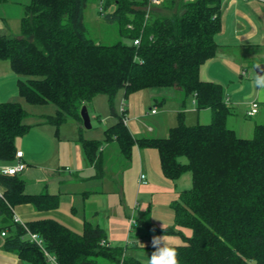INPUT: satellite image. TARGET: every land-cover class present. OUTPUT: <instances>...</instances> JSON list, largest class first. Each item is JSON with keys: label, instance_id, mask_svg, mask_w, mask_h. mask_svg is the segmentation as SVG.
<instances>
[{"label": "trees", "instance_id": "trees-1", "mask_svg": "<svg viewBox=\"0 0 264 264\" xmlns=\"http://www.w3.org/2000/svg\"><path fill=\"white\" fill-rule=\"evenodd\" d=\"M89 0H30L24 5L21 35H0V60H8L20 79V95L30 104L53 103L49 121L59 127L72 117L83 125L81 108L106 94L118 121L105 130V142L117 141L132 160L135 146L155 148L166 177L191 171L193 187L172 203L175 225L190 228L184 244L174 245L178 264H264V124L252 138L239 137L228 120L224 86L200 78L201 66L219 48L224 0H163L147 10L148 0H100V14L119 24L123 39L104 44L88 36ZM147 14L149 17H147ZM139 44H135V40ZM176 87L193 97L198 110L210 109V123L189 125L184 113L167 137L136 138L125 114H116L114 98L132 92ZM28 111L19 102H0V160L15 162L16 139L30 131ZM86 159L102 171L100 140L80 138ZM181 157L188 162L182 163ZM6 186L0 211L31 203L39 210L58 207L56 196L26 194L19 175L3 174ZM19 222L4 249L30 264H51L29 232L43 239L58 264H140L121 245H107L106 230L89 221L82 232L53 218ZM157 232H174V228Z\"/></svg>", "mask_w": 264, "mask_h": 264}, {"label": "rangeland", "instance_id": "rangeland-1", "mask_svg": "<svg viewBox=\"0 0 264 264\" xmlns=\"http://www.w3.org/2000/svg\"><path fill=\"white\" fill-rule=\"evenodd\" d=\"M146 6L147 10L157 8L156 5L147 4ZM100 9V0H89L85 14L88 36L104 44H113L123 39L119 33V24L117 22H108L107 19L100 14ZM15 15L18 14L13 12L9 16V19L5 21L0 20V26L7 28L8 32L4 33L19 36L21 35V21L18 16L15 17ZM147 17H149L148 14ZM217 39H219V37H217ZM123 40L127 43L131 42L128 39ZM249 49H247V51H250L252 55L251 58L255 59L246 60L244 67L247 69L246 71H242L244 76L242 78L238 77V82L240 83H233L232 86L228 85L227 88L230 87V91H232L231 93L229 92V94L224 88L226 98L231 95V100L228 98L227 101H231L230 103H238L235 104L237 106L236 110L229 117L228 126L235 129L239 137L244 138H252L254 136L255 123L264 121V111L262 114L254 117L247 116V111L250 109V105L253 101L262 102L261 98H258L259 100L252 98L254 94H252L253 85L251 83L255 81L258 75L256 71L257 65H264V48L262 46H250ZM223 78L227 79L225 75ZM21 79L24 80L25 78L23 77ZM255 86L256 88L258 87L256 84ZM122 90L125 92L124 89H121V91ZM96 98H103V105H98L96 110L92 108L88 109L92 127L85 128L83 126V135L86 138L91 136L92 139L103 142L102 148L100 149L104 148V152L100 153L105 172H103L102 175L97 168H93L91 171L87 170L79 173V171L73 170L74 164H70L69 162L63 164L66 174L71 175V172L74 171V175L77 174V176L81 177L78 182L65 184V187L73 189L72 191L77 187H86L81 191L83 192L89 189L90 192H87L86 195H83L84 193L79 195L71 192L69 194L63 192L61 209L68 211V213H72L73 217L76 219H83V198L80 200L79 196H85L88 204L86 212H88L89 218L92 219L94 223L105 228L109 241H111L113 245L124 246L128 256H134L141 260L146 259L145 253L150 256L154 250L145 249L140 247V245L143 243H150L153 236H163L165 233V236L169 237L167 239L172 242L178 239L182 240L184 236L192 235V230L190 228H181L175 225V214L172 208V203L179 198L181 191L193 187L192 173L191 171H186L177 180L169 179L161 169L158 150L149 147L141 148L144 150V154H146L148 164L154 165L153 163L155 162L156 168L152 173V179H150V176L148 177L147 184H139L141 167H138V164L134 162V158L132 160H127L121 156L120 145L117 141L105 142L104 140L106 127L112 125V122L109 121L110 118L107 116L109 115V117L114 118L115 115L111 108L109 98L106 94H99ZM115 100L116 97L114 98V105ZM171 100L172 99L165 104L162 102L161 104L158 103L153 107L157 110L162 109L167 111L166 114L169 122L175 121L174 125H177L179 123L178 112L175 110L177 109V104L171 102ZM188 100L190 104L193 105L194 99L191 96L188 97ZM20 102L28 110L26 121L34 124V131L32 133L29 131L26 135L18 137L16 139V144L18 145V142L21 141L25 144V149H27V151H34L33 154L37 157L45 156V154L40 153L44 148V144L40 140L39 129L46 128V125L40 123L43 121L45 124H52L51 126H54L53 123H49V116L55 115L56 105L53 103L30 104L23 98ZM119 110L121 112V106L118 108V114ZM98 114L101 115V120H99ZM209 114H212V111H210ZM186 115L189 116V120H186ZM190 116L193 118V123L190 122ZM184 120L187 124L193 125L197 123L198 118L195 113L186 111ZM211 120L212 118L206 120V118L202 117L200 121L206 124L210 123ZM78 124L79 122L74 118H68L67 121L60 125L61 133L66 137H74L77 131V140L79 141L80 124ZM262 124H264V122H262ZM152 125L156 126L157 124L153 123ZM170 126L171 124L168 125V127ZM149 135L154 136L153 134ZM47 148L49 149V145L47 146L46 144L45 150ZM135 148L137 147H134V152ZM65 157L66 156H64V159ZM72 159L74 160V157H72ZM180 161L182 163H187L188 159L187 157H181ZM147 169L148 168H146V171L148 173ZM73 197L79 200L75 202L76 204L73 202ZM153 226L160 229L174 228V232H157ZM138 234L142 235V241H140Z\"/></svg>", "mask_w": 264, "mask_h": 264}, {"label": "crops", "instance_id": "crops-1", "mask_svg": "<svg viewBox=\"0 0 264 264\" xmlns=\"http://www.w3.org/2000/svg\"><path fill=\"white\" fill-rule=\"evenodd\" d=\"M28 3H30V0H0V20L5 21L9 19V16L13 12H16L18 15H15V17L18 16L21 21V18L24 14V5ZM222 23V31L217 35V37H219L217 41L219 40V42H221H218V52L213 58L209 59L201 66L200 78L203 81H214L221 83L224 86L226 92L228 91L229 94V92L231 93L232 91H230V87L227 88V86H232L233 83H240L238 82V77L242 78L244 76L242 74V71H246L247 69L244 67L246 60L255 59L251 58L252 55L250 51H247V49H249L250 46H262L264 48V1L225 0L222 11ZM4 32H8L7 28L0 26V35H8ZM258 66L260 65H257V67ZM221 75L223 77L225 75L227 79H224ZM23 77L24 76L18 75L13 71L8 60H0V102L15 101L21 103L20 101L23 97L19 93L18 82ZM24 78L26 79V77ZM251 84L253 85L252 94H254L252 98L255 100H259L258 98L262 99V102H259V110L254 115L256 116L262 114V112L264 111V87L258 86L256 88L254 82H252ZM230 96L231 95L226 98V101L228 98H230L229 100H231ZM96 97H94V99ZM94 99L91 102L92 106L91 103L86 105L88 109L92 108L96 110L98 108V105H103V98H96L95 101ZM170 99L173 100H171V102H175L177 104V109L175 110H177L178 112V120H180L179 114L181 112L184 113L185 118L186 111L195 113L197 115V123H201L200 120H202V117L206 118V120L212 118V114H209L211 111L210 109L198 110L195 101L193 102V105L190 104L188 96L185 94V92L182 89L176 87H156L151 89H141L132 92L128 97H125V92L123 90H120V92H118V95L116 96L114 106L116 114H118V108L119 106H121V112L119 110V114H125L126 124L128 125L134 137H167L169 135L168 132L170 131V129L176 126L174 125L175 121L169 122L166 114L167 111L156 109V112H153V110L158 103L161 104L162 102L163 104H165ZM230 102L231 101H227V104L234 113L237 108L235 104L238 103ZM123 107L124 111H122ZM97 116L99 120H101V115L98 114ZM247 116L254 117L249 116L248 113ZM107 117L110 118L109 121L112 122V125H114L118 121L117 115H114V118L109 117V115ZM186 120H189L188 115H186ZM190 120V122H194L191 116ZM76 121L79 122L78 120ZM260 122L261 123H255V125L262 124V122L264 121ZM26 123L28 125L30 124V133H32L34 131V124L30 123L29 121H26ZM49 123L52 122L49 121ZM153 123H156L157 125L154 126L152 125ZM40 124L46 125V128L39 129L40 140L44 144V148L40 153L45 154V156H35L33 154L34 151H27V149H25V144L21 141L18 142V145L16 144L17 148L18 150L23 151L24 155L22 160L26 163L25 170L18 175L21 179L24 180V192L26 194H50L52 196H56L59 205L55 209L39 210L31 203L18 204L12 209L13 219H8L6 214L0 211V264H30L29 262L21 259L18 253L4 249L6 238L11 234L12 231L9 228V225L12 223V221L16 222V216L19 217L20 220L24 223L42 218H53L79 232H82L84 230V224L86 221H89L95 225H99L94 223V221L89 218L88 212H86L88 204L86 202V197L83 195H86L87 192H90V190L87 189L82 192L81 190L86 187H77L74 188V191H72L73 189L65 187V184L76 183L79 181V179H81V177L77 176V174L74 175L75 170L79 171L80 173L87 170L91 171L93 168H97L94 164H90L88 162L83 151L82 142L80 140L81 135L82 137H84L83 125L80 122V125L78 124V141L77 131L74 137H66L61 133L60 126L57 127L54 124L53 127L55 128H53L51 126L52 124H45L43 121ZM170 124L171 126L168 127V125ZM110 126L106 127V129ZM149 134H153L154 136H150ZM84 138L92 139L91 136L88 138ZM46 144L47 146L49 145V149L47 148L45 150ZM135 147L137 148H135V152L133 150L132 159L134 158V162L138 164V167H141L139 184H147L148 177L150 176V179H152V173L156 168L155 162L153 163L154 165H151L150 163L148 164V161L146 160V154H144V150H142L138 146ZM100 152H104V148L100 149ZM120 155L122 156V153ZM64 156H66L65 159ZM72 157H74V160L72 159ZM66 162L74 164V171L71 172V175L66 174V171L64 170L65 168L63 167V164H65ZM13 163L15 162L0 160V177L4 174L3 168ZM146 168H148L147 170L149 175L146 171ZM104 170L105 169L103 166L101 174L105 172ZM142 174L145 175L144 180H141ZM5 191L6 186L0 179V197L3 198ZM63 192L66 194H69L71 192L79 195L84 193L82 196H79L80 200L83 198V219H76L73 217L72 213H68V211L61 209V198ZM78 201V198L73 197L74 203ZM4 231L6 232L5 235L2 234ZM138 236L140 237V241H142V235L138 234ZM151 241L150 243L141 244L140 247L148 250H154ZM109 242L113 245L111 241ZM171 243L174 246L184 244L185 241L184 239H178L172 241Z\"/></svg>", "mask_w": 264, "mask_h": 264}, {"label": "built area", "instance_id": "built-area-1", "mask_svg": "<svg viewBox=\"0 0 264 264\" xmlns=\"http://www.w3.org/2000/svg\"><path fill=\"white\" fill-rule=\"evenodd\" d=\"M162 2H163V0H148L149 5H156L157 6V5H160ZM135 44H139L138 39L135 40ZM258 110H259V102L253 101L251 103L250 109L248 110L247 113L249 116H254L258 112ZM122 111H124V107L122 108ZM153 112H156V109H154ZM23 155H24L23 151L19 150L16 154L17 159H16L15 163L8 165V166L3 168L4 174L17 175V174L21 173L22 171H24L26 168V163L22 160ZM144 179H145V175L142 174L141 180H144ZM15 221L21 223L25 228H27L26 224L23 221H21L19 217L16 216ZM134 223H135V220H134ZM2 234L5 235L6 232L4 231ZM29 237L31 238L32 241L37 242L43 248V250H44V252L48 258V261L51 264H58L56 257L51 255L44 248L43 239L41 237H39L37 234L30 233V232H29ZM103 243H106L107 245H112L109 241H107V242L103 241Z\"/></svg>", "mask_w": 264, "mask_h": 264}, {"label": "clouds", "instance_id": "clouds-1", "mask_svg": "<svg viewBox=\"0 0 264 264\" xmlns=\"http://www.w3.org/2000/svg\"><path fill=\"white\" fill-rule=\"evenodd\" d=\"M254 83L264 87V75H257ZM151 243L154 251L150 256L145 253L146 259H142L140 264H178L176 247L166 238L165 233L163 236H153Z\"/></svg>", "mask_w": 264, "mask_h": 264}, {"label": "water", "instance_id": "water-1", "mask_svg": "<svg viewBox=\"0 0 264 264\" xmlns=\"http://www.w3.org/2000/svg\"><path fill=\"white\" fill-rule=\"evenodd\" d=\"M256 71L258 75H263L264 65H260L256 67ZM81 116L83 119V126L85 128H91L92 127L91 118H90V114H89V111L86 105L82 107Z\"/></svg>", "mask_w": 264, "mask_h": 264}]
</instances>
